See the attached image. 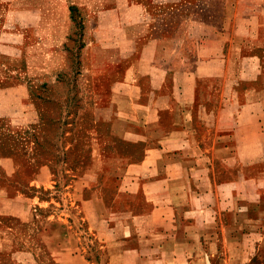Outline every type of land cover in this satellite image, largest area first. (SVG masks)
<instances>
[{"label": "crops", "instance_id": "obj_1", "mask_svg": "<svg viewBox=\"0 0 264 264\" xmlns=\"http://www.w3.org/2000/svg\"><path fill=\"white\" fill-rule=\"evenodd\" d=\"M109 1L71 0L101 12L89 23L109 35L107 67L146 42L100 97L107 107L90 131L91 160L68 176L67 205L44 191L49 163L35 161L34 198L0 185V264H264V0H226L220 26L194 20L179 36L156 38L132 3L106 11ZM20 8L18 19L0 13L2 36L13 20L35 39L21 37L2 67L61 68L67 51L56 31L59 22L64 35L71 29V9L59 17ZM45 19L57 23L50 33ZM102 47H89L93 61ZM26 165L0 150V182Z\"/></svg>", "mask_w": 264, "mask_h": 264}, {"label": "rangeland", "instance_id": "obj_2", "mask_svg": "<svg viewBox=\"0 0 264 264\" xmlns=\"http://www.w3.org/2000/svg\"><path fill=\"white\" fill-rule=\"evenodd\" d=\"M20 1L12 0L9 9L6 12L0 9V13L18 15L23 12L20 8L23 5L24 8L32 9V13L43 8L46 14L63 17L71 9L73 21L66 35L63 22H59L61 28L56 31L60 48L67 51V62L61 68L43 70L36 75L26 73L24 68L19 69L16 62L11 66L18 67L17 69L2 67L7 62V57L18 50L19 39L22 37L23 44L30 43L35 39L31 32H35L28 28L27 34L20 35V23L13 20L10 23L13 30L6 29L7 36H2L3 27H0V109L11 112L14 116H0V150L18 161H27L23 168L24 175L5 177L0 185L12 190L21 186L34 198L37 190L35 173L39 168L35 161L49 163L47 168L53 172L52 182H49L48 189L44 191L49 197L54 193L58 205H67L68 176L73 171L82 174L91 160L96 141L90 131L98 125L101 112L107 107V102L101 101L100 97L106 96L112 84L125 74L146 39L137 40L134 52L132 49L127 51L118 59V66L110 68L107 66L113 63L111 60L115 59V54H110L112 49L106 46L109 35L90 30L89 18L99 17L101 12L93 14L94 10H89L87 6L73 5L71 0H67L68 3H61L59 0L40 3L36 0ZM115 2H121L123 6L128 3L134 5L131 8L132 15L149 24L150 38L162 36L163 33L167 35L165 37L179 36L187 24L194 20L220 26L226 5V0H110L103 9L109 10L115 6ZM179 8L183 10L177 11ZM186 16L189 18L181 23ZM167 21L174 25L168 31L164 29ZM92 24L97 27L99 22L93 20ZM55 25L57 23L51 19L42 22L45 33H50ZM93 44L103 45L102 49H98L97 61H93L89 51ZM4 49L10 52H3ZM95 53L96 50L93 55ZM107 61L109 64L105 63ZM16 83L23 85L19 87ZM237 85L241 87L245 83ZM225 106L219 105L220 113L226 109ZM238 106L237 103L236 107ZM220 125L227 126L226 122H220ZM52 183L58 186V191L57 186L55 190Z\"/></svg>", "mask_w": 264, "mask_h": 264}, {"label": "trees", "instance_id": "obj_3", "mask_svg": "<svg viewBox=\"0 0 264 264\" xmlns=\"http://www.w3.org/2000/svg\"><path fill=\"white\" fill-rule=\"evenodd\" d=\"M183 9H177V11H182ZM173 13H176V10H173L172 11ZM189 17L188 16H186V17H184L183 19H182V21H181V23L184 21V20H186V19H188ZM195 19H198V18H195ZM172 27H174V25L170 22V21H167V23H166V25H165V30L166 31H168L170 28H172ZM165 36H167L165 33H163L162 34V36L160 35V36H158V37H165Z\"/></svg>", "mask_w": 264, "mask_h": 264}]
</instances>
